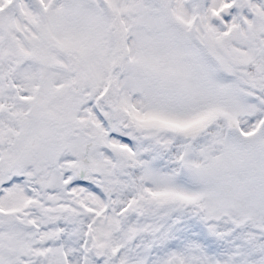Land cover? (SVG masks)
<instances>
[{"label": "snow or ice", "instance_id": "6c2138e0", "mask_svg": "<svg viewBox=\"0 0 264 264\" xmlns=\"http://www.w3.org/2000/svg\"><path fill=\"white\" fill-rule=\"evenodd\" d=\"M0 264H264V0H0Z\"/></svg>", "mask_w": 264, "mask_h": 264}]
</instances>
